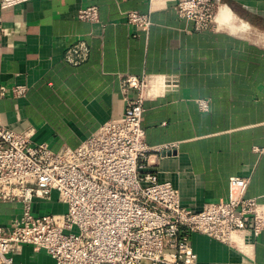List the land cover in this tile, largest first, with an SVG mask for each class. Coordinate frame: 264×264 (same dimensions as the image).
Listing matches in <instances>:
<instances>
[{"label":"crops","instance_id":"obj_1","mask_svg":"<svg viewBox=\"0 0 264 264\" xmlns=\"http://www.w3.org/2000/svg\"><path fill=\"white\" fill-rule=\"evenodd\" d=\"M217 1L218 15L228 9L232 27L218 20V28L197 30L169 5L151 13L145 31L128 23L127 12L149 13V0H29L10 7L0 0L8 32L0 34V87L28 88L23 97H0V120L15 131L32 130L34 144L75 148L124 112L122 75H177L178 88L145 101L146 142L163 148L149 153V169L194 211L226 199L233 176L248 178V195L264 201V0ZM90 5L99 21L78 17ZM77 39L90 54L75 65L64 52ZM200 99L209 101L207 110ZM34 210L61 213L67 205L54 190ZM21 211L16 202H1L2 224ZM189 238L195 264H264V232L242 248L198 232ZM14 262L58 264L32 244Z\"/></svg>","mask_w":264,"mask_h":264},{"label":"built area","instance_id":"obj_2","mask_svg":"<svg viewBox=\"0 0 264 264\" xmlns=\"http://www.w3.org/2000/svg\"><path fill=\"white\" fill-rule=\"evenodd\" d=\"M27 1L2 0V6ZM169 5L192 20L197 30L219 26L217 0H149V13L130 10L128 23L148 31L151 13ZM78 17L99 21V9L82 7ZM7 33L0 19V34ZM89 54V44L77 39L66 47L64 57L78 65ZM178 86L179 78L173 74L122 75L124 112L75 148L55 151L46 143L34 144L32 130L15 131L0 120V203L16 202L22 208L9 225L2 224L0 213V264H15L14 254L24 244L46 251L58 264H195L191 233L236 248L260 236L264 201L248 195V178L231 177L226 199L194 211L182 204L178 188L160 181L157 172L149 169V153L163 148L146 142L145 101ZM27 89L3 85L0 97L8 92L23 97ZM199 105L207 110L209 101L200 99ZM54 190L67 210L36 213L35 202L51 199Z\"/></svg>","mask_w":264,"mask_h":264},{"label":"bare ground","instance_id":"obj_3","mask_svg":"<svg viewBox=\"0 0 264 264\" xmlns=\"http://www.w3.org/2000/svg\"><path fill=\"white\" fill-rule=\"evenodd\" d=\"M218 20L220 21L221 24L232 27L228 9L223 8L221 14L218 15Z\"/></svg>","mask_w":264,"mask_h":264},{"label":"water","instance_id":"obj_4","mask_svg":"<svg viewBox=\"0 0 264 264\" xmlns=\"http://www.w3.org/2000/svg\"><path fill=\"white\" fill-rule=\"evenodd\" d=\"M170 152H171V151H163L164 154H166V153H170Z\"/></svg>","mask_w":264,"mask_h":264},{"label":"rangeland","instance_id":"obj_5","mask_svg":"<svg viewBox=\"0 0 264 264\" xmlns=\"http://www.w3.org/2000/svg\"><path fill=\"white\" fill-rule=\"evenodd\" d=\"M75 231H76V229H75Z\"/></svg>","mask_w":264,"mask_h":264}]
</instances>
